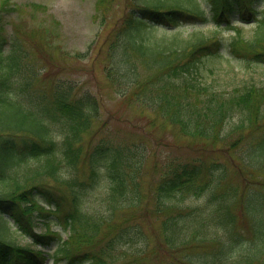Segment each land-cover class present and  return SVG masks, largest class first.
<instances>
[{"label":"trees","instance_id":"16d2710c","mask_svg":"<svg viewBox=\"0 0 264 264\" xmlns=\"http://www.w3.org/2000/svg\"><path fill=\"white\" fill-rule=\"evenodd\" d=\"M263 4L264 0H127L125 13L113 26L104 49L107 79L117 92L143 109L158 112L186 136L220 142L225 136L220 134L221 126L236 110L240 115L235 129L252 132L264 123V84L245 82L225 94L202 80L200 65L222 54L248 63L264 62ZM8 6L3 1L0 7V264H45L49 257L67 264H123L119 261L125 255L121 246L136 256L144 253L148 242L141 226L130 215L124 217L126 209L137 206L144 196L140 173L146 148L138 141L107 136L83 147V134L99 117L97 98L86 91L77 93L71 80L59 77L47 89L36 85L38 69L29 52L18 36L4 31L2 16ZM233 18L255 23L253 34H240ZM183 20L230 26L233 35L223 41L201 29L187 37L154 38L140 33L161 23L173 26L172 32L178 33ZM53 125L61 129L60 139L49 133ZM239 140L237 137L233 143ZM250 152L244 167L264 164V135ZM29 158L38 161L21 166ZM81 162L87 169L82 177L78 172ZM220 166L214 160L171 159L154 184V206L166 213L159 224L160 240L179 250L209 240L216 247L215 253L199 256L183 253L180 264H213L217 254L241 241L234 233L236 216L226 194L217 200L214 215L227 233L225 241L208 236L196 224V208L178 204L187 194L199 195L207 188L212 193L221 186L227 173ZM102 178L107 181L106 214L84 212L80 199ZM227 190L234 197L235 187ZM247 200L246 211L253 216L252 196ZM32 212L55 213L67 231L65 237L55 231H37ZM9 217L14 228L30 238L29 244L4 236ZM143 239L140 252L132 248ZM52 243L55 247L46 251L44 247Z\"/></svg>","mask_w":264,"mask_h":264},{"label":"rangeland","instance_id":"374dc122","mask_svg":"<svg viewBox=\"0 0 264 264\" xmlns=\"http://www.w3.org/2000/svg\"><path fill=\"white\" fill-rule=\"evenodd\" d=\"M3 1L9 5L2 16L4 31L9 36L13 34L18 36L20 44L29 52L32 63L38 69L36 85L47 89L52 81L59 77L71 80L77 93L86 91L97 98L100 104L99 117L93 122L92 128L83 134V147L90 146L96 139L107 136L121 141H138L146 148L147 158L140 173V188L144 196L137 206L126 209L124 217L130 215L132 220L141 226L148 242L142 249L144 253L136 256L129 255L121 246L125 255L119 259L120 263L180 264L179 257L183 253L199 256L204 252H216V247L213 248L214 243L210 240L204 245L183 247L181 250L177 247L170 248L160 240L159 224L166 213L154 206V184L163 166L171 159L177 162L201 159L205 163L214 160L227 173V177L222 179L221 186H216L212 193L211 189L207 188L199 195L187 194L178 202L186 209L196 208L194 210L198 217L195 220L196 224L202 227L208 236L225 241L228 238L227 233L217 225L214 215L217 214V200L223 194L230 197L231 210L236 216L233 223L234 233L237 232L241 241L225 253L217 254L213 264H245L247 260L251 261V264L263 263L264 164L244 167L243 161L251 155L250 147L262 139L264 123L256 125L252 132L248 129L236 130L235 125L239 123L240 115L236 110L221 126L220 134H225L224 138L213 143L201 137L184 135L179 132L178 127L171 125L158 112L143 109L134 100L131 101L117 92L104 71L107 63L104 59V49L113 26L118 24L121 15L125 13L127 0H0V7ZM231 22L235 26H240V34L245 37L253 34L255 23L245 24L235 18ZM172 29L173 26L161 23L141 29L140 33L154 38H170L173 35L187 37L194 29H201L203 33L217 35L223 41L233 35L230 26L218 27L210 22L192 23L183 20L179 24L178 33H173ZM200 67L202 80L210 82L213 87L219 88L225 94L245 82L264 84V62L248 63L240 58L222 54L214 59H206ZM50 128L49 133L60 139L61 129L56 125ZM237 137L240 140L233 143ZM37 161L35 158H29L21 166L36 164ZM86 170L85 163L81 162L79 175L82 177ZM63 173L66 174L65 171ZM106 184L107 181L102 178L80 199V208L84 212L93 215L106 214L108 206ZM213 185L212 182L210 187ZM233 186L236 189L234 197L227 192V189ZM248 196H252L258 207L263 206L258 217L253 216V219L245 208ZM32 214L37 231L45 230L48 233L55 231L65 237L67 231L61 228L60 217H56L55 213L39 215L32 212ZM10 218L4 236L21 245L29 244L30 238L21 235L14 228ZM144 244L143 239L132 248L137 247L140 252ZM54 247L55 243H52L44 248L51 252ZM45 264L67 263L63 259L53 261L49 257Z\"/></svg>","mask_w":264,"mask_h":264}]
</instances>
